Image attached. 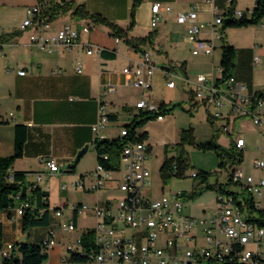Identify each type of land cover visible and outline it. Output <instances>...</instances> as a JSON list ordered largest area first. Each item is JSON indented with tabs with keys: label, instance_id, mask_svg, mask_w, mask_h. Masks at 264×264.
Here are the masks:
<instances>
[{
	"label": "crops",
	"instance_id": "crops-1",
	"mask_svg": "<svg viewBox=\"0 0 264 264\" xmlns=\"http://www.w3.org/2000/svg\"><path fill=\"white\" fill-rule=\"evenodd\" d=\"M35 1L0 0V33L20 31L10 40L0 43V156L13 153L15 126L23 125L25 140L22 155L14 160L12 170L26 172L27 187L34 184L47 193L49 222L23 230L21 217L15 214L14 209H2L0 244L12 242L16 245L15 249L20 243L41 244L52 232L56 244L47 250V258L42 264H95L93 260L72 258L66 245L73 243L76 235L93 229L97 221L92 211L79 212L72 208L73 205H93L108 201L114 203L121 195L117 186V173L104 187L93 191L88 189L94 182L92 172L98 161L91 125L97 118L99 99L105 100L109 114L108 123L100 128L99 133L104 135L103 139L109 140L119 138L121 127L132 122L144 110L136 106L141 99L151 100L158 105L165 104L167 107L183 101V105L180 103L179 106L183 109L186 105L183 110L191 117L183 115L176 107L165 112L162 119L152 118L137 128L140 134L144 133L143 139L149 145L147 166L149 162L157 161L159 171L165 156L173 153H166L165 147L178 141L182 129L192 127L196 142L210 139L211 132L207 136H197L198 122L194 112L197 113L202 107L204 117L214 120L206 107L193 104L192 84L176 79L173 87L166 85L167 72L172 71L191 80L198 74H204L218 81L222 72V45L226 43L236 51L232 74L249 90L264 89V19L256 25L223 26L225 20L237 18L232 15V9H239L249 17L256 0H233L232 4L229 0H142L136 8L133 25L128 30L130 37L146 39L140 44V50H135L123 38L112 36L107 25L72 14L73 8L81 5L87 12L99 14L127 29L133 0L51 1V4L71 5L66 12L50 15L51 33L65 23L76 27L89 23L92 29L89 33L80 32L79 41L82 45L69 50L58 48L47 52L29 42V29L20 28L28 7ZM154 2L171 6L172 12L162 13L157 25L151 27V5ZM190 8L196 10L197 22L204 24L200 37L213 40L214 50L211 54H193L186 25L175 19L176 12ZM216 16L223 17V23L216 26L221 33L219 36H213L208 26ZM88 42L103 47V51L86 55L84 47ZM143 52L149 54L156 67L152 77L145 75L152 81L149 90L127 83V77L122 72L126 65H140ZM77 59L83 62L82 73L75 71ZM20 69H24L25 74H19ZM242 119L232 121L234 133H227L231 143L236 135L241 136L242 129L239 127L237 131L236 126ZM214 122L220 128L221 121ZM83 147H87L85 152L74 167H69ZM44 158H53L60 170L50 172L44 164ZM37 173H42L40 180H37ZM80 178L84 182L83 189L74 186ZM69 186L73 187L70 194L67 192ZM164 187L162 182L156 196H151L150 176L146 191L153 198L173 192L165 191ZM185 204L186 201L184 207ZM56 210L60 211L59 215L55 214ZM71 219L75 223V230L62 228L61 224ZM15 253L18 254V251L15 250Z\"/></svg>",
	"mask_w": 264,
	"mask_h": 264
},
{
	"label": "built area",
	"instance_id": "built-area-1",
	"mask_svg": "<svg viewBox=\"0 0 264 264\" xmlns=\"http://www.w3.org/2000/svg\"><path fill=\"white\" fill-rule=\"evenodd\" d=\"M51 1L63 0H36L28 7L20 28L30 30L29 42L47 52L58 48L69 50L82 45L79 41L80 32L89 33L91 24L85 23L79 29L75 25L65 23L51 33ZM229 2L232 4L233 0ZM171 12L172 7L169 5L152 3L150 26L157 25L162 13ZM231 12L237 18L243 15L239 9H232ZM175 19L178 23L186 25L187 38L193 54L213 52V40L204 39L199 35L204 24L197 22L195 9L178 11L175 13ZM222 23V16H216L208 23L213 36L221 34L216 26ZM103 49L91 42L84 47L86 55L100 54ZM1 53L0 49V55ZM141 56L140 65H126L122 72L127 77V83L149 90L152 81L145 75L152 77L156 67L147 52H143ZM254 60H257V56ZM75 71L83 72V62L79 59L76 60ZM18 73L25 74V70L20 69ZM167 73L166 85L169 87L175 85L176 79L192 84L193 104L203 105L209 110L212 119L221 121L222 132L233 134L232 121L247 118L261 129L258 148L264 145V89L249 90L233 74L223 81H214L204 74H198L191 80L172 71ZM109 90L110 88L105 93ZM136 106L153 113L155 119H162L165 115L160 112L159 105L151 100L141 99ZM105 107V100L99 99L97 118L91 125L95 141L104 138L99 130L109 121ZM128 134V127H121L120 136ZM138 135L136 129L135 137ZM233 144L236 149L243 150L246 141L244 137L236 135ZM148 154V143L144 139H135L133 142H127L121 149L116 169H107L97 161L92 172L94 182L88 189L93 191L104 187L117 173V186L121 195L114 203L108 201L93 205H73L72 208L79 212L92 211L97 220L93 227V241L97 251L87 253V260H93L95 264H264V222H260L264 219L260 215V212H264V156L254 162V167L262 172L257 176L251 173L245 176L241 164H235L225 170L231 184L238 185L242 192L250 195V200H238V193L230 190L228 184L218 185L215 188V205L194 215L183 211L184 201L193 197L194 188L187 193L173 191L157 198L148 194L146 188L151 176L146 164ZM102 160H108L107 153L102 154ZM43 161L50 172L60 170L53 158H44ZM187 175L195 179L198 177V171L193 170ZM41 177L42 173H37V180ZM7 178L13 180L12 170H9ZM74 186L85 188L83 179L75 181ZM15 201L13 209L15 214L21 217L31 204L19 194L15 196ZM55 214L59 215L60 211L56 210ZM61 226L67 231L75 230L72 219ZM53 236L51 232L40 244L45 251L56 244ZM15 247L12 242L1 245L2 257L10 256ZM66 247L71 253L86 254L80 234Z\"/></svg>",
	"mask_w": 264,
	"mask_h": 264
},
{
	"label": "trees",
	"instance_id": "trees-1",
	"mask_svg": "<svg viewBox=\"0 0 264 264\" xmlns=\"http://www.w3.org/2000/svg\"><path fill=\"white\" fill-rule=\"evenodd\" d=\"M142 0H133L132 6L129 13V27L124 29L118 24L108 21L101 15L96 13H89L81 5H77L73 8L72 14L78 17L90 18L94 22L103 23L107 25L111 30V35L117 38H123L131 47L135 50H140V44H142L145 38H133L128 35L129 28L133 25L134 14L136 8L141 3ZM71 8L68 3L64 4H51L49 7V13L54 16L58 12H66ZM264 19V0H256L255 5L251 11V15L247 17L242 15L238 18H230L224 21V28L227 26H248L256 25L262 22ZM20 31L14 30L11 32L0 33V43L10 40L13 35L19 34ZM236 51L233 46L229 44L222 45L221 62L222 67L221 77L218 81H223L232 75V70L234 68ZM180 103H172L169 107L165 104H160V112H167L170 109H174L179 106ZM154 118V114L147 110H143L138 113L132 122L126 124L125 126L129 129V134L125 136H119L116 139H101L95 141V149L97 153V160L103 164L107 169H116L119 161V155L121 149L127 142H133L135 139H143L144 133L135 137V130L146 123V121ZM213 132L210 139L206 142H196L195 136L193 134V128L189 127L182 129L179 134V139L176 143L165 147V152L172 151L173 154L170 156L166 155L163 163L159 169L160 177L163 184H167L171 178L182 177L185 172L190 167L188 153L185 149L186 144H194L202 150H213L219 157L220 168H225L228 170L235 164H241L243 159V152L240 149H236L233 143L230 144L228 148L223 147L217 142V138L220 135V128L216 127L214 120L209 119ZM25 140V128L21 124L15 126V140H14V151L11 155L0 156V210L13 208L16 204L15 196L20 195L22 199L27 198L31 204V207L27 208L21 215L23 230H28L34 226L46 225L49 222V212L47 204V193L41 190L37 186L28 187L25 184L26 172L12 170L13 162L16 158L22 155L23 145ZM108 154V160H102V154ZM9 170L13 172V180H9L8 173ZM209 172L199 170L198 177L201 178L202 182H207V187L216 188L218 185L227 186L231 184V179L228 178V183H208ZM220 187V186H219ZM260 215L264 217V212H260ZM264 222V219L260 220ZM93 229L87 230L81 234V241L86 252L85 255H79L77 253H72V258L76 260L86 261L87 253L96 252L97 246L93 241ZM2 237V223L0 222V240ZM1 247V244H0ZM18 251V254L15 253ZM12 251L11 255L8 257H2L1 264H42L47 258V251H45L40 244L36 243H20L18 247Z\"/></svg>",
	"mask_w": 264,
	"mask_h": 264
},
{
	"label": "rangeland",
	"instance_id": "rangeland-1",
	"mask_svg": "<svg viewBox=\"0 0 264 264\" xmlns=\"http://www.w3.org/2000/svg\"><path fill=\"white\" fill-rule=\"evenodd\" d=\"M78 28L81 29V25H78ZM181 105H183V101H180ZM186 108V105L183 106V109ZM180 111L183 115L190 114L183 110L181 106H177L176 108ZM195 115V119L198 122V133L197 136L201 135L204 136L213 132V127L211 126L207 117H204L203 108L200 107L197 113H193ZM241 128L243 136L246 140V147L242 151L243 152V159L241 161V168L243 170L244 175H248L249 173L257 176L262 174V172L254 167V162L257 158L264 156V145L259 147V128L254 125L249 119L243 118L236 126L237 128ZM238 131V129H237ZM230 136L227 133H220L217 138V142L222 145L223 147L228 148L231 144ZM200 140V139H198ZM200 142V141H198ZM185 149L188 153L190 167L185 172V176L182 177H173L168 184L165 185V191L173 190V191H181L182 189L187 193L191 191L194 187V194L193 197L187 198L184 212L185 213H192L194 215H198L201 213L203 208H211L216 203L217 192L212 187H207V182H202L200 177L192 179L187 174L193 170L199 171H206L209 172L208 183H228V175L225 171V168H220L219 166V157L213 150H202L195 146L194 144H186ZM173 154V153H172ZM148 166L151 170V196H156L161 187V178L158 171L157 161L149 162ZM70 181V180H69ZM228 188L232 191H236L238 200L240 199H248L250 200V195L245 192H242L238 185L230 184ZM181 189V190H180ZM73 187L69 186L67 192L72 193ZM71 205V203H70ZM264 208V206H263Z\"/></svg>",
	"mask_w": 264,
	"mask_h": 264
},
{
	"label": "water",
	"instance_id": "water-1",
	"mask_svg": "<svg viewBox=\"0 0 264 264\" xmlns=\"http://www.w3.org/2000/svg\"><path fill=\"white\" fill-rule=\"evenodd\" d=\"M86 148H87V147H83V148L78 152V154L76 155V158H75V160L73 161V163H71L70 165H68L69 167H74V166H75V164L78 162L80 156L85 152Z\"/></svg>",
	"mask_w": 264,
	"mask_h": 264
}]
</instances>
